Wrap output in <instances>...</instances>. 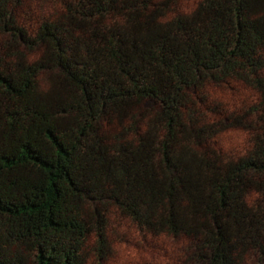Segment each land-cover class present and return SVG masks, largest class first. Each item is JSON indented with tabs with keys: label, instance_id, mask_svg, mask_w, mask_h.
<instances>
[{
	"label": "trees",
	"instance_id": "obj_1",
	"mask_svg": "<svg viewBox=\"0 0 264 264\" xmlns=\"http://www.w3.org/2000/svg\"><path fill=\"white\" fill-rule=\"evenodd\" d=\"M178 6L0 0V264L102 261L112 222L187 264L264 253V0ZM236 83L258 101L209 94ZM235 129L250 145L225 153Z\"/></svg>",
	"mask_w": 264,
	"mask_h": 264
},
{
	"label": "rangeland",
	"instance_id": "obj_2",
	"mask_svg": "<svg viewBox=\"0 0 264 264\" xmlns=\"http://www.w3.org/2000/svg\"><path fill=\"white\" fill-rule=\"evenodd\" d=\"M177 1L180 9L188 10L197 0ZM46 13L38 14L34 10L24 15L22 21L26 27L30 28L29 34L33 35L38 22ZM9 42L8 35L0 33V44L6 45ZM28 52L32 58L39 56L36 51ZM208 91L212 97L222 100L225 105L236 110L244 108V106L246 108L258 101L252 90L239 83L231 84L225 88H209ZM249 138V134L238 129L228 130L217 136L216 143L225 153L237 152L242 154L250 145ZM110 232L112 234L109 239L111 242L109 256L105 255V259L101 261L96 256V252L92 250V253L88 255L87 264H187L183 239H172L165 234L160 236L147 235L137 227L125 223L112 222ZM88 245H90L89 242ZM242 264H264V253L262 254L257 250L255 253L249 252L242 259Z\"/></svg>",
	"mask_w": 264,
	"mask_h": 264
}]
</instances>
